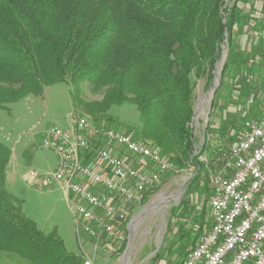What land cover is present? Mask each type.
Instances as JSON below:
<instances>
[{
    "label": "trees",
    "instance_id": "trees-1",
    "mask_svg": "<svg viewBox=\"0 0 264 264\" xmlns=\"http://www.w3.org/2000/svg\"><path fill=\"white\" fill-rule=\"evenodd\" d=\"M240 2L252 4L250 0H0V108L9 109V104L41 94L56 82L67 85L73 105L92 121L103 118L113 105L131 103L141 121L133 128L135 138L149 142L175 165H195L196 182L201 173L208 175L209 166L217 167L218 152L226 151L239 132L214 135L217 142L207 161L201 157L207 144L194 152L196 80L203 77L207 88L215 85L224 44L227 58L220 78L234 70L236 38L250 20H257L251 17L252 7L244 12ZM236 69V81L240 77L246 81L242 69ZM84 85L101 98L84 100ZM11 158L10 148L0 142V258L6 264H83L80 256L66 251L54 231L43 232L24 215L21 200L7 186ZM205 189L208 194L210 188ZM201 224L185 237L192 244ZM185 249L181 247L183 257Z\"/></svg>",
    "mask_w": 264,
    "mask_h": 264
},
{
    "label": "rangeland",
    "instance_id": "rangeland-1",
    "mask_svg": "<svg viewBox=\"0 0 264 264\" xmlns=\"http://www.w3.org/2000/svg\"><path fill=\"white\" fill-rule=\"evenodd\" d=\"M250 2L253 9L251 17L258 16L259 10L263 13L260 8L264 7V2L260 8L258 0ZM248 3H239L245 6L244 12L249 8ZM248 31L237 36L236 67L220 78V85L214 93L211 90L214 85L207 88L203 77L196 80L192 126L196 144L202 148L207 144L205 154L201 156L203 159H207L214 142H217L214 135L234 134L246 118L257 117L264 110V63L250 75L249 80L240 81V77L236 81L234 76L238 62L248 57L242 50L246 46L245 35H250ZM226 58L227 46L224 44L216 65V76L221 74ZM81 97L86 101L98 100L101 94L84 85ZM8 107L0 108V142L12 151L7 168V186L21 200L24 215L43 232L54 231L63 240L67 252L81 258L85 255L94 257V264H177L184 253L181 247L189 250L209 229L211 214L206 198L211 189L205 194V188H210V174L201 173V178L195 182L197 167L189 163L184 166L177 164L176 170L161 175L155 190L147 193L142 203L124 205L119 200L116 202L125 213V225L122 223L120 227L124 242L116 252L103 250L100 246L94 252L93 240L81 229L78 235L75 207L68 205L61 188L56 183L49 188H38L30 182L28 173L49 174L57 167V153L42 144L43 133L48 128L69 130L72 115H80L93 125L103 124L132 133L135 138L133 128L141 125L138 111L131 103L113 105L102 115L103 118L92 121L80 106L73 105L64 82L48 85L41 94H28ZM209 131L212 134L207 138ZM144 143L151 146L149 142ZM88 157V162L94 163V157ZM201 221L200 235L192 244L185 237L187 233L197 231ZM82 224L88 223L83 221ZM0 264L6 263L0 258Z\"/></svg>",
    "mask_w": 264,
    "mask_h": 264
},
{
    "label": "built area",
    "instance_id": "built-area-1",
    "mask_svg": "<svg viewBox=\"0 0 264 264\" xmlns=\"http://www.w3.org/2000/svg\"><path fill=\"white\" fill-rule=\"evenodd\" d=\"M81 132L122 150L92 144ZM42 144L57 153V167L49 174L29 171L30 182L41 189L53 183L63 189L76 210L77 233L81 229L93 240L94 252L99 246L116 252L124 242L120 227L125 213L116 202L142 203L162 174L176 170L171 159L132 133L93 125L80 115H72L69 130H45ZM200 148L196 144L194 151ZM89 155L94 163L88 162ZM216 164L208 167L210 227L177 264H264V110L241 123L237 139L218 152ZM82 259L94 264V257Z\"/></svg>",
    "mask_w": 264,
    "mask_h": 264
},
{
    "label": "crops",
    "instance_id": "crops-1",
    "mask_svg": "<svg viewBox=\"0 0 264 264\" xmlns=\"http://www.w3.org/2000/svg\"><path fill=\"white\" fill-rule=\"evenodd\" d=\"M259 2V8L261 7L264 0H258ZM250 9V4L249 8ZM263 9V13L260 12L257 14L256 21L250 20L249 26H246V31L250 32V35H245L246 39L244 40L245 48L242 50L245 51L248 55V57L242 59L240 62H238V66L242 69V74L244 76H247V79L249 80L250 75L254 74L257 68H260L262 64L264 63V7L260 8ZM248 10L246 12H248ZM255 10V9H254ZM252 16V15H251ZM239 47V46H238ZM240 50V47H239ZM244 64V66H242ZM253 63H255V67L253 68ZM246 66H248L246 68ZM96 125H103L97 123ZM89 139L93 141V144L95 145H104L105 147L111 149L112 151H121L122 149L120 147H117L114 144H108L105 140L99 139L97 137H93L91 135H87ZM58 163V160H57ZM10 166V165H9ZM60 188V187H59ZM63 191V189H61ZM63 195L65 197V192L63 191Z\"/></svg>",
    "mask_w": 264,
    "mask_h": 264
},
{
    "label": "water",
    "instance_id": "water-1",
    "mask_svg": "<svg viewBox=\"0 0 264 264\" xmlns=\"http://www.w3.org/2000/svg\"><path fill=\"white\" fill-rule=\"evenodd\" d=\"M177 46H178V43H176L174 46H173V48L174 49H176L177 48ZM171 59L172 60H174V56L171 54ZM172 71H173V74L174 75H177V73H178V70H177V67L176 66H173L172 67ZM215 73H216V70H215ZM215 77H216V83H215V85L211 88V90H212V93H214L216 90H217V88L219 87V85H220V75L218 76H216V74H215Z\"/></svg>",
    "mask_w": 264,
    "mask_h": 264
},
{
    "label": "bare ground",
    "instance_id": "bare-ground-1",
    "mask_svg": "<svg viewBox=\"0 0 264 264\" xmlns=\"http://www.w3.org/2000/svg\"><path fill=\"white\" fill-rule=\"evenodd\" d=\"M145 144V143H144ZM145 146H147V147H151V146H149V145H147V144H145Z\"/></svg>",
    "mask_w": 264,
    "mask_h": 264
}]
</instances>
